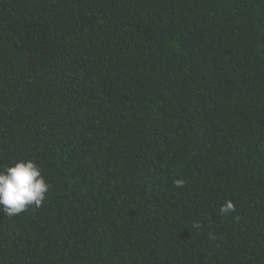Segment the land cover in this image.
<instances>
[{
  "label": "trees",
  "instance_id": "16d2710c",
  "mask_svg": "<svg viewBox=\"0 0 264 264\" xmlns=\"http://www.w3.org/2000/svg\"><path fill=\"white\" fill-rule=\"evenodd\" d=\"M21 159L50 189L0 264H264V0H0Z\"/></svg>",
  "mask_w": 264,
  "mask_h": 264
},
{
  "label": "clouds",
  "instance_id": "9594fccd",
  "mask_svg": "<svg viewBox=\"0 0 264 264\" xmlns=\"http://www.w3.org/2000/svg\"><path fill=\"white\" fill-rule=\"evenodd\" d=\"M177 187H183L184 181L177 179ZM50 189L41 168L32 160L13 161L10 166L0 170V212L12 217L26 211L30 206L41 207ZM227 215L235 211L231 200L226 201L219 209ZM199 228L200 225L194 224Z\"/></svg>",
  "mask_w": 264,
  "mask_h": 264
}]
</instances>
